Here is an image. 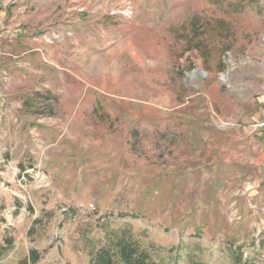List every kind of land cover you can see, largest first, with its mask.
<instances>
[{
	"label": "rangeland",
	"instance_id": "374dc122",
	"mask_svg": "<svg viewBox=\"0 0 264 264\" xmlns=\"http://www.w3.org/2000/svg\"><path fill=\"white\" fill-rule=\"evenodd\" d=\"M263 120L264 0H0V264H264Z\"/></svg>",
	"mask_w": 264,
	"mask_h": 264
},
{
	"label": "trees",
	"instance_id": "16d2710c",
	"mask_svg": "<svg viewBox=\"0 0 264 264\" xmlns=\"http://www.w3.org/2000/svg\"><path fill=\"white\" fill-rule=\"evenodd\" d=\"M120 233V232H119ZM114 232L108 243L91 254L90 264H155L151 254L142 248L130 232ZM11 238L0 242V257L12 247ZM40 258L36 250L30 252L29 258L20 264H35Z\"/></svg>",
	"mask_w": 264,
	"mask_h": 264
},
{
	"label": "built area",
	"instance_id": "2783aa9c",
	"mask_svg": "<svg viewBox=\"0 0 264 264\" xmlns=\"http://www.w3.org/2000/svg\"><path fill=\"white\" fill-rule=\"evenodd\" d=\"M257 126L264 130V120L258 123Z\"/></svg>",
	"mask_w": 264,
	"mask_h": 264
}]
</instances>
